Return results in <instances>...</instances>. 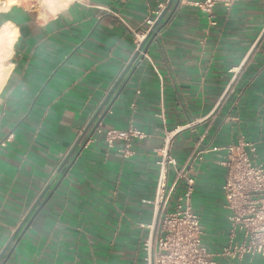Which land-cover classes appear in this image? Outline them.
I'll use <instances>...</instances> for the list:
<instances>
[{"label":"crops","instance_id":"0c3cea01","mask_svg":"<svg viewBox=\"0 0 264 264\" xmlns=\"http://www.w3.org/2000/svg\"><path fill=\"white\" fill-rule=\"evenodd\" d=\"M167 2L70 0L46 20L23 7L0 10V29L16 30L0 87V252L48 183L41 201L60 181L5 264H143V241L156 229L147 226L156 221L155 151L166 140L178 165L192 162L191 205L218 264H264L222 254L226 170L222 153L204 151L248 141L264 164V0L217 6L211 19L180 2L112 90L146 20ZM98 121L145 136L124 155L125 140L109 147L93 133Z\"/></svg>","mask_w":264,"mask_h":264},{"label":"built area","instance_id":"2783aa9c","mask_svg":"<svg viewBox=\"0 0 264 264\" xmlns=\"http://www.w3.org/2000/svg\"><path fill=\"white\" fill-rule=\"evenodd\" d=\"M238 1L241 0H180L197 6L210 19L217 6L229 9ZM156 16L148 18L146 23L151 26ZM94 132L103 133L109 147L115 140H125L124 148L120 149L124 155L129 154L133 138L145 136L133 125L120 130L107 128L101 121L94 124ZM204 151L222 153L220 163L226 170L221 192L228 232L222 254L238 258L244 255L264 257V164L250 156L255 151L254 144L240 140L224 146L211 145ZM155 153L157 177L152 209L156 221L147 226L156 229L143 241V264H218L216 253L203 241L201 219L191 205L195 189L192 162L178 165L167 140Z\"/></svg>","mask_w":264,"mask_h":264},{"label":"water","instance_id":"95a60500","mask_svg":"<svg viewBox=\"0 0 264 264\" xmlns=\"http://www.w3.org/2000/svg\"><path fill=\"white\" fill-rule=\"evenodd\" d=\"M174 0H168L167 5L164 7V9L159 13V15L156 17L154 23L151 25V27L149 28V30L146 32L144 38L142 39V41L140 42V44L138 45L135 53L132 55L131 59L129 60L128 64L126 65V67L124 68L122 74L120 75V77L118 78V80L116 81L114 87L112 90H114V88L117 86V84L119 83L120 79L123 77V75L126 73V71L128 70V68L131 66V64L134 62V60L138 57V56H142L144 53H146L148 46L150 45V43L155 39L157 33L164 27V25L168 22L169 18L171 17V15L173 14V12L175 11V9L177 8V6L180 3V0H175L174 1V5L171 9V12L169 13V15L167 16V18L161 22L163 16L165 15V13L167 12V10L169 9L170 5L172 4ZM142 54V55H141ZM112 91L106 96V98L102 101L98 111L95 113V115L92 117V119L90 120L88 127L92 124V122L94 121V119L96 118V116L98 115V113L100 112V110L102 109V107L105 105L106 101L108 100L109 96L111 95ZM112 105V102L109 104L108 108ZM93 130V129H92ZM85 134V131L82 133L81 137L78 139V141L76 142L74 148L68 153L67 157L65 158V160L63 161V163L61 164V167L58 169V171L56 172V174L60 171V169L62 168L63 164L65 163V161L69 158V156L71 155V153L74 151L75 147L78 145V143L80 142L82 136ZM83 147V146H82ZM56 174L54 175L53 179L55 178ZM52 179V180H53ZM51 181L48 183V185L46 186V188L44 189V191L41 193V195L38 197V199L36 200V202L34 203V205L30 208V210L28 211L27 215L25 216V218L23 219V221L17 226V228L14 230V232L12 233L8 243L4 246V248L2 249V251L0 252V260L2 259V257L4 256L8 246L13 242V247L8 251L7 255L2 259V261L0 262V264H5V262L7 261V259L9 258V256L11 255L13 249L15 248L16 244L20 241L21 237L23 236V234L25 233L26 229L28 228L29 224L31 223V221L33 220V218L35 217V215L40 211V209L44 206V204L47 202V200L49 199V197L53 194V192L56 190V188L58 187V185L60 184V181L56 183L54 189L47 195V197L45 199H43L41 201V198L43 197L44 193L46 192L48 186L50 185ZM41 201V202H40ZM31 215V217L28 219V217ZM19 233V235L17 236V234Z\"/></svg>","mask_w":264,"mask_h":264},{"label":"bare ground","instance_id":"6f19581e","mask_svg":"<svg viewBox=\"0 0 264 264\" xmlns=\"http://www.w3.org/2000/svg\"><path fill=\"white\" fill-rule=\"evenodd\" d=\"M17 1L18 0H16V2ZM69 1L70 0H64V4H67ZM15 3H11L10 0H0V7L2 9H7L10 5ZM15 33L16 30L13 29L10 24L4 25L0 29V87L4 83L9 72V66L6 64V60L11 55Z\"/></svg>","mask_w":264,"mask_h":264},{"label":"rangeland","instance_id":"374dc122","mask_svg":"<svg viewBox=\"0 0 264 264\" xmlns=\"http://www.w3.org/2000/svg\"><path fill=\"white\" fill-rule=\"evenodd\" d=\"M14 7H23L31 13H35L41 20H46L62 6H64V0H18ZM0 10H3L0 7Z\"/></svg>","mask_w":264,"mask_h":264},{"label":"clouds","instance_id":"9594fccd","mask_svg":"<svg viewBox=\"0 0 264 264\" xmlns=\"http://www.w3.org/2000/svg\"><path fill=\"white\" fill-rule=\"evenodd\" d=\"M10 2H11V3H15V2H16V0H10ZM65 6H67V5H65Z\"/></svg>","mask_w":264,"mask_h":264}]
</instances>
